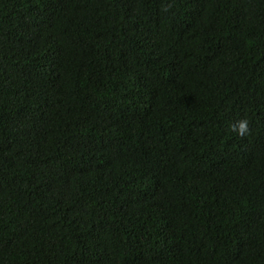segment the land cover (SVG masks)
<instances>
[{"label":"trees","instance_id":"1","mask_svg":"<svg viewBox=\"0 0 264 264\" xmlns=\"http://www.w3.org/2000/svg\"><path fill=\"white\" fill-rule=\"evenodd\" d=\"M0 264H264V0H0Z\"/></svg>","mask_w":264,"mask_h":264},{"label":"clouds","instance_id":"2","mask_svg":"<svg viewBox=\"0 0 264 264\" xmlns=\"http://www.w3.org/2000/svg\"><path fill=\"white\" fill-rule=\"evenodd\" d=\"M232 131L237 135L244 136L249 132V121L247 119H240L232 124Z\"/></svg>","mask_w":264,"mask_h":264}]
</instances>
